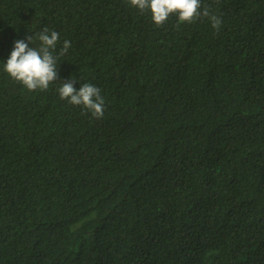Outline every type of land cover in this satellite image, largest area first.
<instances>
[{"label":"trees","instance_id":"16d2710c","mask_svg":"<svg viewBox=\"0 0 264 264\" xmlns=\"http://www.w3.org/2000/svg\"><path fill=\"white\" fill-rule=\"evenodd\" d=\"M204 8L219 29L129 0H0V264H264V0ZM46 26L58 78L30 91L4 63ZM72 79L102 118L60 98Z\"/></svg>","mask_w":264,"mask_h":264},{"label":"clouds","instance_id":"9594fccd","mask_svg":"<svg viewBox=\"0 0 264 264\" xmlns=\"http://www.w3.org/2000/svg\"><path fill=\"white\" fill-rule=\"evenodd\" d=\"M129 3L140 11L150 10L151 19L158 26L166 23L173 14L177 15L180 23H193L201 17H208L214 28L219 29L222 24L221 18L210 14L208 8L201 11V0H129ZM27 39L31 43L38 40L39 46L29 47V43L23 39L17 40L10 57L4 63V71L30 91L47 90L58 78L59 57L54 53L59 33L54 30L49 32L46 26ZM70 46L71 42L65 40L59 56L65 55ZM74 84L75 79L63 81L58 88L60 98L75 106L82 105L93 117L102 118L105 102L100 89L91 83H85L77 90Z\"/></svg>","mask_w":264,"mask_h":264}]
</instances>
